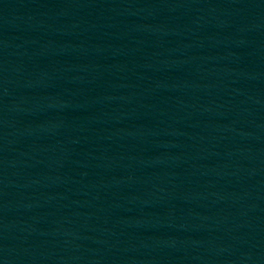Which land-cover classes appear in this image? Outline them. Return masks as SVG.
<instances>
[{"label": "water", "instance_id": "obj_1", "mask_svg": "<svg viewBox=\"0 0 264 264\" xmlns=\"http://www.w3.org/2000/svg\"><path fill=\"white\" fill-rule=\"evenodd\" d=\"M0 264H264V0H0Z\"/></svg>", "mask_w": 264, "mask_h": 264}]
</instances>
